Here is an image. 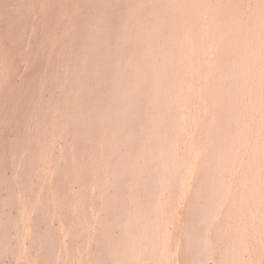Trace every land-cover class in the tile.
<instances>
[{
	"label": "bare ground",
	"instance_id": "6f19581e",
	"mask_svg": "<svg viewBox=\"0 0 264 264\" xmlns=\"http://www.w3.org/2000/svg\"><path fill=\"white\" fill-rule=\"evenodd\" d=\"M101 1L105 2L94 0L93 4ZM38 5L42 8L47 4L45 0H39ZM106 5L99 10L96 17H79L68 31L55 29L58 32L51 33L52 39L50 36L49 38L54 40V45L47 55L52 57L59 51L65 52L69 47V59L67 62H64L66 59L63 61V64L66 63V71L58 74L60 69H56L57 72L53 69L60 65L56 55V59L53 57L56 65L52 62L54 71L51 70L43 78L38 76L39 72L36 70L37 75H33L31 80L38 79L40 85L52 83L58 87L55 80L62 79L63 86L59 85V81L58 88H63V94H60L59 99L55 98L56 100L51 96L39 101L41 95L39 97L40 91L37 93V88L35 93H27L29 97L25 101L29 100V105L26 108L31 106L32 109H28L27 114L23 112L25 120L19 115L25 107L17 115L24 122L37 114L41 117L47 110L52 112L51 115H60L63 122L61 127L60 124L58 126L62 133L58 130L60 134H57L55 130L56 134L51 135L62 134L71 138L68 149H73L75 153L74 156L71 153L72 158L69 156L64 159L65 168L63 167L68 173L71 168H75L74 171L68 176L65 171L66 177L60 178L57 182H61L56 186V181L51 182L54 186L48 181L45 184L47 186L43 184L42 189L46 187L47 193H42L47 194L48 202L52 203L55 210L52 208L53 212L40 214L41 219H38L47 222L51 214L56 215L55 211H58V217L65 223L69 220L68 213H71L69 210L72 206L79 209V203L83 201L84 205L77 211L79 214H76L84 219L88 206L94 203L99 206L96 208L100 209L101 217L95 237L97 247L90 264H129L135 259H140L141 264H161L165 254L162 241L164 238L161 239L164 222L166 224V219L174 208L178 183L193 173L191 159L186 155L193 151L199 156V161L195 187L187 204V216L183 224L182 253L183 257L191 256L186 264H205L209 248L214 243L225 245L219 264H248L240 258V254L247 249L248 239H257L260 249L264 248V238H261L264 234V0H251V18L248 23L241 19L242 6L239 3L226 6L220 1L212 0H112ZM206 11L211 12L208 23L202 17ZM27 14V10H22L17 17L6 21L3 28L8 37L6 44L0 46V57L11 44L21 41V30ZM127 14L132 16L128 17ZM54 19L55 17H48L42 21L48 26ZM208 45L217 52L206 69L205 81L198 85L203 74V58ZM35 47L36 43L25 53V60L35 58ZM33 51H36L35 55H32ZM13 71L11 65L0 74L2 106L25 94L16 93L17 89L13 90L15 87L10 81L7 82V74L11 75ZM53 72L57 75L51 77ZM5 84L6 89L2 87ZM201 87L207 91L206 103L201 108L207 114V119L201 127L202 135L198 134L195 141H192L193 144H189L190 141L184 135L195 124L197 112L194 104ZM50 94L52 95L51 92ZM36 99L40 103H36L35 107L33 102ZM6 112H0L1 117L6 116L3 115ZM249 114L259 116L254 130L247 125ZM48 115L47 117H51ZM21 119L19 120L22 121ZM44 119L41 121L45 126L47 122L44 123ZM47 119L50 122L52 117ZM50 124L53 125L54 122ZM17 132L15 134L24 135L23 140L18 135L22 141L19 142L18 138L17 141L14 136H18L13 134V138L9 140V147H12L9 150L13 149L16 142H19L20 149L16 144L17 151H11L10 155H7L9 151L4 153L1 150L3 155L0 152V188L5 186L8 179L5 169L9 159L4 154L14 158L15 154H12H18L24 149V145L29 144L26 142L38 144L34 142V132L31 137V132L28 131L29 138L34 141L27 139V131ZM35 136L39 135L35 133ZM43 137L39 136L38 139ZM40 139L39 142H42L39 144L42 146L44 138ZM10 142H13V146ZM3 145L7 149L8 142H2ZM40 145L38 148L45 151V145ZM178 149L184 152L181 157L177 156ZM32 153L31 149L30 155L38 158L40 168L35 167L36 159L28 156L31 159L26 160L31 162L28 166L25 165L27 168L23 165L26 172L23 170L24 174H19L20 183L29 180L30 171L43 168L39 162L42 160L43 163L44 157L41 158L40 155V160L38 154ZM100 162H103V168L100 167ZM239 165L243 166L242 173L237 181H233ZM98 167L101 169L98 170ZM107 174L112 178L109 182L106 179ZM90 177L95 178V181ZM89 179L97 187V195L90 198L91 202L88 201V191L92 187L88 183ZM72 180L83 183L77 196L71 199L66 183ZM29 185L25 183V186ZM24 187H20L24 190L23 193L27 188ZM108 187L112 190L110 194L106 192ZM14 193L9 191L7 196H0L4 197L0 200V242L9 233L10 228L2 226L4 220H7L4 208L17 200V193ZM43 199L38 197V203L47 201ZM72 200L77 203L71 204ZM131 205L133 207L130 209ZM222 206L226 207V214L223 221L217 223ZM231 219H235L236 223L232 224ZM29 220H26L28 224ZM255 222L258 223L256 228L253 226ZM85 224L87 227L88 224ZM47 228L45 232H36L37 234L31 236L37 252L45 247L51 248L50 245L56 242L55 231L48 226ZM80 230L77 232L81 233ZM77 232L72 233L70 244L78 239ZM86 235L89 234L85 232L84 239ZM73 246L78 248L75 244ZM49 250L51 252L47 255L40 253L37 264H53L58 260L59 257L52 253L57 249ZM42 252L47 253L44 250ZM2 256L1 252L0 258ZM36 261L33 263L36 264Z\"/></svg>",
	"mask_w": 264,
	"mask_h": 264
},
{
	"label": "rangeland",
	"instance_id": "374dc122",
	"mask_svg": "<svg viewBox=\"0 0 264 264\" xmlns=\"http://www.w3.org/2000/svg\"><path fill=\"white\" fill-rule=\"evenodd\" d=\"M93 1L94 0H49V1L45 0L46 4L48 6L47 5L46 6H42V8H41V6L38 5L39 4V0H0V46H3V45L6 44V41H7L6 38L8 37L6 35V32L4 31V28H3V26L6 24V21L9 18L17 17L19 12H21L22 10H27V13H28L27 15H25V17H27V19H26L25 23H23V29L21 30L22 34H23L21 41H18L15 44H11L10 48L9 47L6 48L5 49V53L0 57V74H1L2 70L3 71L6 70L11 65L14 68V71L12 72L11 75L7 74L6 80H7V82L10 81V84L15 87V88H13V90L17 89V90H15L16 93L20 92L21 95H23L24 93L25 94H27V93L31 94V92L35 93V90L38 88L37 93L40 91L39 92L40 94L38 93V95H39V97L41 95V97H40L41 99L40 98L38 99V97H37V99L39 101L51 98V96H53L52 98H54V99L55 98L59 99L60 94L62 96L63 91H61V90H63V88L61 87V90H60V88H58V87H60L59 85L63 86V83L61 81L62 79L59 80V79L56 78L57 80H55V81H56L58 87H55L56 86L55 82H54L55 85H53L52 83H48L47 85L46 84L45 85H42V84L40 85V84H38L40 82V80H38V79L31 80V78L33 77V75H37V71L40 73V74L38 73V76L40 75L43 78L45 76H47L46 74H50V71L52 70L54 64L56 65V60L58 61L57 63L60 64V65L56 66V68L54 66L53 69L54 70L57 69L58 71L60 69L58 74H60L61 71H63V72L66 71V67H65L66 63L65 64H63V63L67 62L68 59H69V56H68V55H70V54H68L69 53V47H67V48L65 47L66 48L65 52L63 50V51H59L57 54H55L54 55L55 59L58 57L56 60L53 58L54 56L51 57V55H47V52L54 45V40H51L52 39L51 38V35H52L51 33H53V32L55 33L57 30L58 31L59 30L68 31L70 26H71V24L75 21V19H78L79 17H96L98 15L99 10H102L101 9L102 7L103 8L106 7L107 6L106 4L111 2L112 0H105V2L101 1L98 4H93ZM212 1L213 2L220 1L222 4H224L226 6H233V5L237 4V3H239L242 6V10H241V19H242V21L245 22V23H248V21L251 18V10H252L251 9V0H212ZM37 2H38V4H37ZM128 15L132 16V14H127L126 16H128ZM210 16H211V12L210 11H206L203 14V16H202L204 22L208 23L209 19H210ZM48 17H55V19H54L53 23H51V24H49L47 26L46 24H43L42 19L44 20V19H46ZM55 29H57V30L55 31ZM49 36H50L51 39L49 38ZM35 43H36L35 49L37 51V52L36 51L35 52L37 53V55L35 56L34 59L28 58L27 60H25V58H23V56L25 55L26 52L30 51V49L33 46H35ZM61 48H63V47H61ZM35 52L33 51L32 55H35L34 54ZM216 52H215V50L212 49L211 45L206 46L205 55H204V58H203V66H202L203 67V74H202V76H201V78H200V80L198 82V85L203 84V82L205 81L206 69L211 65L214 57L216 56L215 55ZM56 55H57V57H56ZM29 60H30V62H29ZM60 60H61L62 63H60ZM52 62H54V64ZM51 63H52V65H51ZM54 70H52V71H54ZM57 70H56V72H57ZM52 75L54 77L55 75H57V73L55 74V72H53V74L51 73V77H52ZM37 80H38V82H36ZM59 81H61V83ZM20 83H21V85H20ZM23 83H25L26 85L25 84L22 85ZM51 86H52V88H50ZM2 87H4L6 89L7 85L6 84L2 85ZM53 87H55V88L53 89ZM203 90L205 91V89H203V88L200 89L199 94L197 96V100H196V102L194 104V110L197 112L196 113L195 124H193L191 129H189L188 132L185 133V135H184L185 139L188 142L190 141L189 144L190 143L193 144L192 141H195L194 139H195V137H198L197 136L198 134L202 135L203 132L201 130L202 129L201 127L203 126V124L205 122L204 120L207 119V117H206L207 114L204 113L201 110V108L206 103L205 99H207V97H206L207 96L206 95L207 91H205V93H204ZM50 92L52 93V95L50 94ZM25 94H24V96L26 98L24 96L17 97L12 102L10 101L8 103L3 104V106H2V103L0 101V105L3 107V108L0 107L1 108L0 112L2 113V111L3 112L7 111L6 114L3 113V115H6V116L2 115L3 117H1V115H0V117H1L0 120H2L3 118L6 120V121L2 120L0 122V123H2V124H0V144H1L0 145V148H1L0 152H1V155H3V152H2L3 150H4V153H6V151H9V152H7L8 153L7 155H10L12 153L11 151H15L17 149V147L20 145L19 142H21L23 140V136H24L23 134L21 135L18 132L24 133V131L25 132L27 131V134L25 133L26 136L29 133L28 131H30L31 133L29 135H31V137H33L32 133L34 132L33 133V135H34L33 139H36V141L32 140V138H29V135H28L27 139L28 140L30 139L31 141L36 142V144L37 143L39 144L40 142H42V141L39 142L40 138L38 139V137L39 136L41 137L43 135L44 139L43 138L42 139L44 140L43 141L44 144L43 143H41V144L45 145V151L47 152V154H46V152L43 149L44 147L42 148L44 153L38 148L40 144L39 145L37 144L38 145V147H37V145H33L29 141L26 142V144L29 143V144H27V146L30 145L29 147L24 145L25 148L21 149V151H20L21 153L18 152V154H17V152H14L12 154L13 156L15 154L14 158L4 154L7 157V159H9V160H7L8 161V166L5 169V172H6V175H7L8 179H7L6 183L4 184L5 186L0 188V196H4V197L7 196V193L9 191L10 192H15V193H17V194L14 193L16 195L15 200L16 199L17 200L13 201L12 203H10L9 205H7L4 208V212L6 214L5 216L7 217V220H4L5 222L3 223L2 226H3V228H5V227L8 228L9 227L10 229L8 231L9 233H8L7 238L3 239V241H1L2 244H0V249L1 250L4 249V251H0V253L1 252L3 253V256L0 258V264H35V263H33L34 260L35 261L38 260V258H39V256L41 254L47 255L49 253V251L51 252V250H49V249H53L54 250L55 248L58 251L54 250V251H52V253H54L56 256L59 257L58 258L59 261L56 259V261H54L55 263H53V264H81V263L82 264H88L89 262L91 263V260H93V258H94L95 249L97 247V243H96L95 237L97 236L96 234L98 232V225H99V220H100V217H101L100 209L96 208L98 205L95 206L94 203L92 205H89L88 208H87V211H86V215L84 216V219L81 218L80 215L79 216L77 215V214H79V212H77V211L80 210L81 209L80 207H82V205H84L83 203H85L83 201L82 203L78 202L79 205H81V206L79 207V209L75 208L76 211H73L75 209L72 206V208L70 209L71 211L69 210V212H71V213H68L69 214L68 215L69 216L68 217L69 220H66L65 223H63L64 220H61L58 217V214H57L58 211H55V212H57L56 215L54 214L55 217H54V215L51 214V217H50L51 220H50V218H49V220L47 222L46 221L43 222L42 220H40L41 219V215L40 214H44L46 212L51 213V212H53L52 210L54 209L52 207V205H51L52 203H49L50 201L48 202V196H46L47 194L42 193V191L46 192V189H45L46 187L44 189H42L43 188L42 187L43 184H44V186H47L45 184H48L50 182V184H52V186L58 185L61 181H59V182H57V181L60 178H63V176L66 177V174H64V173H66V172L68 173L69 172L68 170L66 171L65 169H63V167L65 166L64 165V162H65L64 159L65 158L68 159L69 156L72 155V154L74 156L75 153L73 152L74 151L73 149H72L73 151L71 149H68V148H70V147H68L71 144L70 141L72 142L71 138H68V136H66L64 134H63L64 136H62V134L61 135H57V136L55 135L56 137L54 136V134L51 135L52 133L56 134V132H54L55 130L57 131V134L62 133V132H60V129H61L60 127H61V122H63V118L60 115L54 114L55 115L54 116L52 114L53 115L52 116L51 115L52 112L49 113L50 111L48 112V110L45 111V114H44L45 117H44V115H42L40 113L41 117L43 116L42 117L43 119L46 118V119L43 120L44 123H45V121L47 122V123H45L46 127L44 126L43 122L41 121L42 118L40 116H38V114L32 116L33 118L29 117V120L28 121L26 120L27 122L25 121L26 123L21 119L23 117L22 115H24L23 112L25 113L28 109H32L31 106H29L28 109L26 108L27 107L26 105H29L27 103V101L29 102V100H27V101H25V100L27 99V97H29V95L28 94L25 95ZM37 99L33 102L35 107L37 106L36 103L38 105L40 103V102H37L38 101ZM33 104L31 103L32 106H33ZM34 106H33V108H34ZM12 108H15V110H11ZM21 109H23L24 111H22ZM146 109L148 110L149 107H147ZM20 110H21L22 114H21ZM17 111H18V113H17ZM19 112H20V114H19ZM46 112H47V115L48 114L51 115L52 120H53V121L51 120L52 122L51 121L49 122V119H47V118L51 119V117L49 115H48L49 117H47ZM18 114L20 115L21 118H19V116H17ZM26 114H27V112H26ZM16 116L18 117V120H17ZM37 117H39V118L37 119ZM19 119H21L22 121H20ZM23 119H24V117H23ZM32 119H34V120L37 119V120L34 121ZM258 119H259L258 115H256V114H251L250 115L249 114L247 125H248V127L251 130H254L256 128ZM39 122L42 123V126H41V123H39ZM53 122H54L53 125L50 124V123H53ZM56 125H57V127H56ZM1 126H2L3 129L1 128ZM48 127L49 128L51 127V129H49ZM46 128L49 131H47ZM44 129H45V131H44ZM38 130H40L39 133H44V134L46 133V134L45 135L44 134L40 135L37 132ZM58 130H59L60 133L58 132ZM16 131H18L17 132L18 134H15ZM41 131H43V132H41ZM35 133H36V135H39V136H35ZM13 134H15L16 136H18V135L20 136L21 135L20 137H22V140L19 139L20 138L19 136L15 137ZM13 136H14V139L18 138L19 142H16V144H17V147H16V144H15V141H14L15 145H14L13 149L9 150V148H10L9 147L10 146L9 145V140L11 141ZM35 137H37V138H35ZM18 139H17V141H18ZM42 139H40V140H42ZM45 140L48 141L47 142L48 144L45 142ZM261 140H262V138H261ZM1 141L3 142V144L4 143L6 144V142H8V147H7L8 150L4 148V147H6V145L2 146V142ZM4 141H6V142H4ZM11 143H13V142H10V144ZM31 144H32L33 148L34 147L38 148L37 150H40V152H38L37 150H34L32 148V146H31ZM11 145L13 146V144H11ZM30 147L33 150V153L35 152L36 154H38V157L40 155H41L40 156L41 158H42V156L44 157V158H42V159H45L43 161V163H42L41 158L39 157L40 160H41V162H39V163L42 164L41 166H43V168L41 167V169H35L36 172L35 171H32V172L30 171V174H28L29 180L26 179V181L24 183H20L21 182V178L19 176L20 175L22 176L24 174L23 170H24V172H26V168L27 167L25 165L28 166V163L31 162V161H27L26 160V159L30 158L28 156H32V155H30L31 154ZM2 148H4V149H2ZM26 149H28V150L30 149V150L29 151L27 150L25 152L24 150H26ZM178 151H180V152H178ZM102 152H104V151H102ZM26 153H28V155ZM40 153H42L43 155L40 154ZM189 153H191V154H189ZM189 153H188L189 155L188 154H186V155H187L189 160L191 159L190 162H192L191 165H192V172L193 173L190 176H188L189 178L187 177L186 179L181 180L178 183L177 197L175 199L174 208H173L172 212L169 213V215L167 214L168 217L166 215V217H167L166 220L167 221L165 220L166 224L164 222V226H165V227H163L164 232L161 233V239H162V237L164 238V239H162V241L164 243V247H163L164 248V250H163L164 252L163 253H165L161 264H184V263L186 264L187 261H190L189 258L191 256L189 257V255H188L187 257H183L184 255L182 253V248L181 247L183 245V238H184L183 237L184 236L183 235V232H184L183 231V226H184L183 224H184V220H186L185 218L187 216V204H188L189 198L192 196V193H193V190H194V187H195V179H196L197 166H198V162L197 161H199V159H198L199 156H197L196 153H194L193 151H191V152L189 151ZM183 154H184V152H183L182 149H178L177 150V156L178 157H181ZM1 155H0V157H1ZM73 156H70V158H72ZM34 158L36 159V156ZM34 158L32 156V159H34ZM10 159H11V161H10ZM37 161H38V158L36 159L37 166H35L36 164L34 166L37 167V168H40V166L38 165ZM101 161H104V159H102ZM102 163L100 162V164H101L100 167L102 166V168H103L104 165ZM194 164H195V166H194ZM23 165L26 168H23ZM51 167L53 168V171H51V169H52ZM100 167H98V170L101 169ZM242 167H243L242 165L237 166L238 170H237L236 174L233 176V181H237L239 179V177H240V175L242 173V170H243ZM74 169L71 168L69 170L74 171ZM71 171H70V173H71ZM33 173H34V175H33ZM70 173H68L67 176ZM29 175H33V177H31L32 179L29 177ZM106 176L108 177V178L106 177V179H108L107 181L108 182L111 181L112 178H110L111 177L110 174L109 175L107 174ZM93 177L96 178V176H93ZM18 178H20V181H18ZM92 178L90 177V179H92ZM95 178H93L94 181H95ZM90 179L88 180V183L91 182ZM8 180H9V182H8ZM10 181H13V183L10 182ZM27 181H30L31 183L30 182L28 183ZM47 181H48V183H46ZM51 182H53V183L55 182V184L53 185V183H51ZM68 182L66 183L67 186L66 185L65 186L67 187L66 188L68 190L67 192H69V196L72 199L73 196L75 197V196H77V193H79V190L82 187V183L83 182L81 183L78 180H72L69 183ZM16 183L18 184V186H16L17 185ZM25 183H27L28 185L29 184H32V185L25 186ZM94 183L92 181V184H94ZM19 184L20 185L23 184V186L22 185L19 186ZM92 184L91 183L89 184L90 186H92L90 188L91 191L90 190L88 191V197H89L88 201L89 202H91V199L94 198L97 195V190H96L97 187L94 186L95 184L94 185H92ZM6 187H7V189L5 190ZM20 187H22V188L24 187V189L26 187L27 188L30 187V188L28 190L26 188L25 192L23 193L22 191H24V190L22 188H20ZM29 190H30V193H29ZM3 191L7 192V193L5 194V193H3ZM106 192L108 194H110L112 192L111 188L108 187ZM19 193H21V194H19ZM19 196H20L21 199L19 198ZM4 197H2V198L0 197L1 198L0 200H2ZM38 197H39V199L41 197L44 198V199H47V201L43 202V201H41L42 200L41 199L40 201L43 202V203H41V202L38 203V201H39ZM31 199H32V201H31ZM26 200H28V201H26ZM29 200H30V202H29ZM176 201H177V203H176ZM24 202L26 203V205H25ZM72 203H75V201L72 200L71 204ZM43 204H44V206H43ZM48 204H50V205H48ZM39 205H41V206H39ZM132 207L133 206L131 205L130 209ZM222 207L219 210L217 223H221L223 221V219H224L225 214H226V207L225 206H222ZM47 208H49L50 210H47ZM42 210H44L45 212L42 211ZM63 211H65V210L63 209ZM76 212H77V214H76ZM73 214H75V215H73ZM97 214H98V216H97ZM78 217H80V218H78ZM29 218H31L30 219L31 221L29 220ZM38 218H40V219H38ZM26 220L27 221L29 220V224H28V222ZM59 220H61L62 222L59 221ZM85 223L88 224L87 227H86ZM231 223L235 224L236 220L235 219H231ZM83 224H84V226H83ZM61 225H63V226H61ZM47 226L50 229H53L55 231V233H56V242H54L52 245H50L51 248L45 247L43 249L47 253H43L42 252L43 250L42 251L38 250V252H37V249H36V247L33 244L34 242H32L33 240H32L31 236H33L34 234H37L38 232H40V233L42 231L45 232V230L48 229ZM76 226H78V227L80 226L82 228V231L80 230L81 229L80 227H79L80 229L79 228L77 229ZM253 226L256 228L258 226V223L255 222L253 224ZM88 227H89V230H88ZM75 229H77L78 231L80 230L81 233L77 232V230H75ZM86 229H87V231H86ZM70 231H72V233H74L76 231L77 234H78L77 235L78 239H76V241L73 244H70L71 243V237H72V233H71V235L69 234ZM85 232H86V234H89L88 236L86 235V238H85L86 240L83 238L85 236ZM80 234H81V236H80ZM163 234H165V235L163 236ZM228 236L229 235H227V237ZM82 238L85 241L82 240ZM261 238H264V234L261 236ZM80 243H82L84 245V247ZM247 243H248L247 244V249L240 254V258L243 260V262L248 263V264H264V253H262V251L264 252V248L260 249V246L258 245L257 239L255 240L254 238H249ZM55 244H56V246L57 245L58 246L56 247ZM74 244L77 245L78 248L79 247H81V248L83 247V248L82 249L79 248V250H78L77 247L73 246ZM32 245L34 246V249H36V250L33 249ZM52 246L55 247V248H52ZM224 246H225L224 243H218V244L214 243V244H212L211 247L209 248L208 257H207V259L205 261V264H219V261H220L221 254H222V251L224 249ZM58 247H59L60 251H59ZM47 248H49L48 251H46ZM73 248L74 249L76 248L75 249L76 253H75ZM168 248H169V250H168ZM34 251H36V252H34ZM39 251H41V252H39ZM55 251H57V253ZM32 252H34V253H32ZM63 252H64V255H63ZM70 252H72L73 254L70 253ZM167 252H169V253H167ZM36 253L38 254V257L36 256L37 255ZM167 254H168V256H167ZM76 255L79 257V259H78V257ZM261 255H263V257ZM31 257H33L34 259L31 258ZM80 257H81V259H80ZM76 258L78 259V261H77ZM185 258H187V260H185ZM69 259L72 260V261H70ZM140 261H141L140 259H138V260L135 259V260L129 262V264H141ZM143 261H144V259H143ZM37 263L38 262L36 261V264Z\"/></svg>",
	"mask_w": 264,
	"mask_h": 264
}]
</instances>
